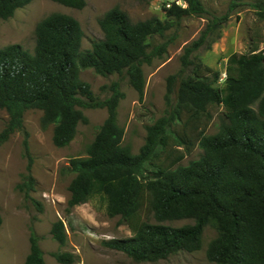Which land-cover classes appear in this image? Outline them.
Here are the masks:
<instances>
[{
	"label": "trees",
	"instance_id": "obj_1",
	"mask_svg": "<svg viewBox=\"0 0 264 264\" xmlns=\"http://www.w3.org/2000/svg\"><path fill=\"white\" fill-rule=\"evenodd\" d=\"M31 1L0 0V23ZM53 1L78 9L86 5V0ZM176 1L164 7L165 19L153 16L133 21L121 8L110 9L100 19L103 38L94 40L89 49L82 48L84 31L79 20L61 12L38 22L33 52L20 44L0 47V108L9 114L0 131V145L15 132H24L29 162L19 188L42 210L31 195L36 179L25 112L42 110L43 126L54 125V144L65 147L75 138L80 123L89 122L83 109L105 107L108 115L86 155L71 157L62 168L63 173L74 174L68 186V212L96 198L103 201L107 214L121 216L133 231L132 236L111 238L106 245L137 261L197 251L205 228L214 224L218 234L206 252L211 262L264 264L263 51L256 47L248 53L231 54L221 85L219 70L191 58L206 33L187 46L181 70L167 77L165 114L147 125L145 143L137 153L123 145L125 129L118 122V107L126 94L120 82L113 81L111 95L101 99L91 84L81 79V71L88 68L103 76L126 74L143 102V66L161 57L167 48L166 42L153 45L150 40L165 36L184 16L206 12L202 0H182L187 6ZM214 105L224 106V121L218 132L207 134ZM171 144L183 152L169 153ZM197 146L203 150L200 157L181 164ZM146 208L157 223L143 219ZM179 219L194 222L182 226L163 223ZM2 223L0 212V227ZM51 235L60 244L67 242L62 219L52 224ZM39 240L32 226L25 264H46ZM54 257L62 264L75 261L68 251L55 252Z\"/></svg>",
	"mask_w": 264,
	"mask_h": 264
},
{
	"label": "rangeland",
	"instance_id": "obj_2",
	"mask_svg": "<svg viewBox=\"0 0 264 264\" xmlns=\"http://www.w3.org/2000/svg\"><path fill=\"white\" fill-rule=\"evenodd\" d=\"M171 0H86L85 7L78 9L53 0H32L16 10L14 15L0 23V47L20 44L34 51L36 26L48 15L61 12L79 20L84 31L83 49L104 36L100 19L114 7L128 13L133 21L158 16L166 18L164 7ZM204 14L184 16L169 29L165 36L156 35L151 44L167 43L166 51L151 64H144L146 79L145 97L139 102L138 92L130 84L129 77L118 73L103 76L88 68L81 71V79L91 84L94 93L101 99L111 95L110 85L119 81L126 96L118 107V122L124 127L123 145L139 152L147 137V125L153 124L165 114L167 77L182 68L185 48L206 33L204 43L194 51L191 58L221 72L220 84H224L228 58L233 53H248L258 47L264 53V0H202ZM183 6L187 4L181 0ZM259 4L261 7H257ZM227 16V19H223ZM222 20H221V19ZM220 23L214 25V21ZM193 66V65H192ZM105 87V88H103ZM175 95L173 97L175 98ZM213 120L207 134L218 132L224 121V106L211 108ZM88 123H80L71 143L58 147L53 142L54 125L42 124L43 111L30 108L24 114L28 131L30 152L33 156L32 174L36 179L33 198L42 205L40 210L32 200L26 199L19 188L27 173L28 157L24 148L25 134L15 132L0 145V212L3 223L0 227V264H25L30 251V234L33 226L40 237L46 264H62L54 257L55 252L68 251L75 255L70 264H217L206 255L210 241L218 234L214 224H209L202 237V247L194 252L180 251L158 261H137L125 252L110 248L106 241L111 238L132 236L130 225L121 216H109L105 203L98 198L66 210L70 196L68 186L74 174L62 172L74 156L86 155L87 146L93 141L100 125L108 115L107 108H84ZM9 114L0 108V131L6 126ZM169 153H182V148L170 145ZM203 150L197 146L180 162L187 165L197 159ZM144 220L158 221L146 208ZM62 219L68 233L67 242L60 244L51 235L52 224ZM192 219L167 220L164 224L182 226L193 223Z\"/></svg>",
	"mask_w": 264,
	"mask_h": 264
},
{
	"label": "built area",
	"instance_id": "obj_3",
	"mask_svg": "<svg viewBox=\"0 0 264 264\" xmlns=\"http://www.w3.org/2000/svg\"><path fill=\"white\" fill-rule=\"evenodd\" d=\"M178 4H181V0H177L176 1ZM171 5V3L169 2V3H167V6L169 7ZM182 5V4H181ZM183 6V5H182Z\"/></svg>",
	"mask_w": 264,
	"mask_h": 264
}]
</instances>
